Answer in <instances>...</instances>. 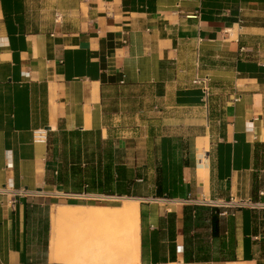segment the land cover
Instances as JSON below:
<instances>
[{"label":"crops","instance_id":"obj_1","mask_svg":"<svg viewBox=\"0 0 264 264\" xmlns=\"http://www.w3.org/2000/svg\"><path fill=\"white\" fill-rule=\"evenodd\" d=\"M8 180L0 264H63L52 207L125 196L140 264H264V0H0Z\"/></svg>","mask_w":264,"mask_h":264},{"label":"bare ground","instance_id":"obj_2","mask_svg":"<svg viewBox=\"0 0 264 264\" xmlns=\"http://www.w3.org/2000/svg\"><path fill=\"white\" fill-rule=\"evenodd\" d=\"M50 216L52 260L63 264H140V212L137 198L121 197V202L111 208L93 205L52 207ZM83 219L104 221L100 228L91 230L92 238L97 242L85 245L61 240V225L64 221Z\"/></svg>","mask_w":264,"mask_h":264},{"label":"rangeland","instance_id":"obj_3","mask_svg":"<svg viewBox=\"0 0 264 264\" xmlns=\"http://www.w3.org/2000/svg\"><path fill=\"white\" fill-rule=\"evenodd\" d=\"M114 94L115 93H113L112 95L113 96L111 99L112 101L114 100ZM143 94H145V92L139 89L136 91H132L133 97H135L136 95H143ZM146 104L147 102L145 104L143 102L138 103V105L141 106V108L146 106ZM129 105H131L132 107H135L137 105V102L135 100H132L130 101ZM163 128H164L163 130L165 131L166 130L165 126ZM59 139H60V136L56 137L55 141H59ZM120 202H121V198H111V206H115ZM217 203L219 204L211 205L209 207H211L213 210L216 209V212L218 213V210L222 206L220 205V202H217ZM138 206H139V200H138ZM103 223L104 221H101L98 219L66 220L61 225V230H62L61 240L66 239L69 242L70 240H72L75 242V244H85V245L90 242L95 243L97 241H94V239L92 238L91 230L94 228H100ZM96 244L98 245V243Z\"/></svg>","mask_w":264,"mask_h":264},{"label":"built area","instance_id":"obj_4","mask_svg":"<svg viewBox=\"0 0 264 264\" xmlns=\"http://www.w3.org/2000/svg\"><path fill=\"white\" fill-rule=\"evenodd\" d=\"M199 16V11L195 10L189 13L185 14V17H198ZM200 82L198 79L195 80V83L200 84ZM202 88L203 91L205 92L206 95H208L209 93V88L206 84L202 83ZM26 191L23 189H16L12 183L11 180H8L6 183H4L1 187H0V195H5L8 196V203H10L11 205H13V203L16 201L15 197L16 195H20V194H24ZM221 206H226V207H237V206H242L243 204H246V201L243 200H238V201H233V199L230 197L227 200H224L222 202H220ZM208 205H216L219 204L216 201H207Z\"/></svg>","mask_w":264,"mask_h":264},{"label":"trees","instance_id":"obj_5","mask_svg":"<svg viewBox=\"0 0 264 264\" xmlns=\"http://www.w3.org/2000/svg\"><path fill=\"white\" fill-rule=\"evenodd\" d=\"M73 134H74V133H73ZM63 136H65V135H63ZM172 216H173V214H169V215H168L169 218H172ZM169 229H170V232H171V234H172V230H173V225H172V224H170Z\"/></svg>","mask_w":264,"mask_h":264}]
</instances>
